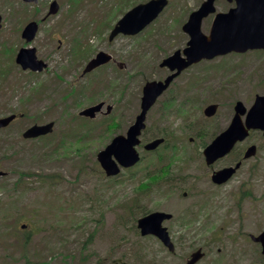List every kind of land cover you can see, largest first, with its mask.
<instances>
[{
    "label": "rangeland",
    "instance_id": "1",
    "mask_svg": "<svg viewBox=\"0 0 264 264\" xmlns=\"http://www.w3.org/2000/svg\"><path fill=\"white\" fill-rule=\"evenodd\" d=\"M54 1L59 13L40 23L30 45L48 69L40 74L23 71L15 59L28 46L22 30L30 21L43 20ZM146 1L39 0L30 6L0 0V118L13 111L26 114L0 132V170L8 173L0 180V264H113L116 259L184 264L200 248L206 256L198 264H264L260 244L250 238L264 230V135L254 132L239 146L238 151L250 145L259 151L232 181L216 189L212 172L234 156L209 167L202 155V143L208 145L229 126L236 101L249 108L256 95L264 94L263 52L231 54L191 67L174 81L177 94H165L150 110L143 143L165 135L169 146L177 147L168 149L170 158L165 156L167 179L165 174L147 179L160 167L156 158L164 147L152 153L140 147V164L115 178H107L97 160L135 121L146 82L168 76L160 62L187 47L189 36L182 26L205 0H170L138 37L110 42L119 19ZM233 6L216 0V14ZM215 15L204 19L205 35ZM99 52L112 55L113 61L84 74ZM98 102L106 104L103 114L93 120L79 116ZM211 104L219 109L207 118L204 109ZM50 121L56 123L52 134L23 139L28 127ZM168 180L184 183L170 187ZM184 192L190 194L187 199ZM206 194L216 196V202L203 198ZM136 202L147 214H173V221L190 209L198 215L206 209L207 215L205 223L193 225L200 229L189 237L172 234L177 252L171 256L157 238L142 237L134 229L144 216L141 211L133 214ZM165 225L171 233L179 231L174 224Z\"/></svg>",
    "mask_w": 264,
    "mask_h": 264
},
{
    "label": "water",
    "instance_id": "2",
    "mask_svg": "<svg viewBox=\"0 0 264 264\" xmlns=\"http://www.w3.org/2000/svg\"><path fill=\"white\" fill-rule=\"evenodd\" d=\"M28 3L38 2V0H24ZM235 1L236 8L230 9L228 13H220L216 16L209 36H205L201 31L203 19L215 13V0H206L202 6L193 12L183 30L191 37L188 47L183 51L185 57L181 56V51L162 63L176 74L168 77L164 82H148L143 89L141 102V112L137 116L136 122L129 128L126 136H117L102 150L97 159L108 176H115L120 173V166L130 168L140 161V155L136 146L140 144L139 137L146 128V117L158 98L168 89L173 79L190 65L202 59H214L232 52L246 53L250 50H264V0H228ZM168 5V0H151L146 4H140L129 11L115 26L111 32L109 40L112 41L119 34L135 35L145 29L153 22L164 8ZM59 5L56 1L51 4L49 15L56 14ZM2 17L0 16V27ZM38 32V23L33 21L26 25L22 32V37L27 43L32 42ZM112 60V56L100 52L86 66L84 73L91 72L99 66L105 65ZM16 62L24 70L42 72L47 68V64L38 59L35 48H22L16 57ZM104 103L81 111L80 115L95 118L102 111ZM217 105H211L205 109V114L209 117L215 115ZM235 115L230 126L221 133L212 144L204 151L207 163L210 165L217 159L224 157L239 141H244L250 130H261L264 132V95L257 96L254 105L247 113V108L243 102H238L234 108ZM108 107L107 113H110ZM246 116L245 121L243 117ZM16 115L7 116L0 119V130L9 126L14 121ZM54 123L46 125H33L24 134L26 139H34L47 135L53 131ZM164 142L157 139L148 143L145 149L150 151L159 147ZM256 154V147L252 146L245 154V158H250ZM240 165L237 166L239 168ZM236 172L234 168H227L214 174L213 181L216 184L227 182ZM3 175L0 172V176ZM172 218V215L163 212L151 213L138 221V228L142 236L153 235L162 241L170 250L175 251L168 229L163 226L165 220ZM252 240L261 244L264 256V231L258 236H252ZM204 257L201 250L194 252L186 264H197Z\"/></svg>",
    "mask_w": 264,
    "mask_h": 264
},
{
    "label": "flooded vegetation",
    "instance_id": "3",
    "mask_svg": "<svg viewBox=\"0 0 264 264\" xmlns=\"http://www.w3.org/2000/svg\"><path fill=\"white\" fill-rule=\"evenodd\" d=\"M242 143H244V142H242ZM241 144H239V145H237L236 146V150L234 151H232L230 154H229V156L230 155H232V156H234V158H233V160H232V162L230 163V164H228V165H225V166H223V167H221L220 169H217V170H214L213 172H212V174H211V177H212V175L216 172V171H218V170H221V169H223V168H227V167H234V166H236L238 163H241L242 164V166H241V168H240V170L248 163V161L249 160H245V159H243L244 158V154H245V151L244 150H246L247 148H246V146L244 147V149L242 150V151H237V149L239 148V146H240ZM244 151V152H243ZM222 160V159H221ZM251 160V159H250ZM220 161V160H219ZM239 170V171H240ZM238 171V172H239ZM238 172L236 173V175L238 174ZM236 175L233 177V179L236 177ZM211 177H210V180H211ZM232 179V180H233ZM231 180V181H232ZM212 183V182H211ZM212 185L214 186V188L216 189V185L215 184H213L212 183ZM217 187H221V186H217ZM183 198L184 199H187L188 198V196H190V194L188 193V192H184L183 193ZM203 198H210V200H215V202H216V196H213L212 197V195H208V194H206V195H204L203 196ZM209 206V205H208ZM207 206V207H208ZM206 207V208H207ZM198 213H199V211L198 212H196L195 213V211L194 210H192V209H190V210H188L187 211V214L186 215H184V216H182V217H180L179 218V220L178 221H173L174 220V218L172 219V220H169V221H166L165 222V224L166 223H169V224H174V225H176V227L179 229V231H177V232H174V233H172V234H176L177 236H179L180 238H182V237H189L191 234H193L195 231H196V228L197 227H194L193 225L195 224V226H196V222L197 223H205V218H206V215H207V210L206 209H204V210H201L200 211V215H198ZM203 214V216H201ZM202 217V218H201ZM216 226V225H215ZM167 228H168V230L170 231V228L168 227V226H166ZM197 229H200V228H197ZM170 234H171V231H170ZM213 234H214V236L216 235V229L214 228L213 229ZM188 259V258H187ZM187 261V260H186ZM185 261V262H186Z\"/></svg>",
    "mask_w": 264,
    "mask_h": 264
},
{
    "label": "trees",
    "instance_id": "4",
    "mask_svg": "<svg viewBox=\"0 0 264 264\" xmlns=\"http://www.w3.org/2000/svg\"><path fill=\"white\" fill-rule=\"evenodd\" d=\"M78 1H79V0H76V2H78ZM23 115H24V114H23ZM24 117H26V114L24 115ZM112 123H113L112 126H111L112 128L117 127V125H116V123H115L114 121H113ZM110 124H111V123H110ZM161 155H162V154H161ZM162 157H163V155L160 156V159H159V161H161V162L165 159V157H163V158H162ZM167 167L170 168L169 165H167ZM167 167L163 166L162 168H159V169H155V170H153V171H150V172L147 174V179H148L149 181H152L153 178H154V176L157 177V176H159V175H161V174H165V175L167 176L165 179H167V178H168V175H170V172H168ZM172 181H175V180H168V181H166V182H172ZM180 182L182 183V181H180ZM132 210H135V212H134L133 214L136 215L137 212L141 211V207L138 206V204H137V202H136L135 206L132 207ZM141 213H143L144 215L147 214V213L144 211V209L141 211ZM134 220L136 221V218H134ZM134 229L137 230V225H136V224H134ZM180 242H181V240H180Z\"/></svg>",
    "mask_w": 264,
    "mask_h": 264
}]
</instances>
